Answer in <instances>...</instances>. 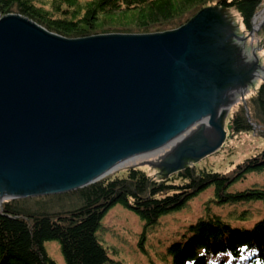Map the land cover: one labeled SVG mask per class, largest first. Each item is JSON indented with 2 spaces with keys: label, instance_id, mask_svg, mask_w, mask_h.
Returning a JSON list of instances; mask_svg holds the SVG:
<instances>
[{
  "label": "water",
  "instance_id": "1",
  "mask_svg": "<svg viewBox=\"0 0 264 264\" xmlns=\"http://www.w3.org/2000/svg\"><path fill=\"white\" fill-rule=\"evenodd\" d=\"M253 24L250 37L264 19ZM245 40L214 7L173 31L74 40L20 15L0 17V205L94 185L207 116L212 124L159 170L167 178L216 152L229 91L242 90L245 103L250 78L264 72L254 50L255 64L238 73Z\"/></svg>",
  "mask_w": 264,
  "mask_h": 264
},
{
  "label": "trees",
  "instance_id": "2",
  "mask_svg": "<svg viewBox=\"0 0 264 264\" xmlns=\"http://www.w3.org/2000/svg\"><path fill=\"white\" fill-rule=\"evenodd\" d=\"M263 6L264 0H0V17L20 15L74 40L173 31L214 7L236 11L250 34ZM256 36L264 52V26ZM249 93L248 109L239 103L229 121L231 138L253 133L254 125L264 138V80ZM263 172L264 150L230 173L191 165L164 178L128 168L74 191L81 206L64 213H32L20 199L4 202L0 264H58L49 256L48 242L58 243L65 264H124L112 258L103 239L104 219L118 206L141 221L139 247L152 264H264V189L259 184L234 189ZM208 191L212 195L197 219L169 235L167 243L158 240V249L146 245L163 218L185 211Z\"/></svg>",
  "mask_w": 264,
  "mask_h": 264
},
{
  "label": "rangeland",
  "instance_id": "3",
  "mask_svg": "<svg viewBox=\"0 0 264 264\" xmlns=\"http://www.w3.org/2000/svg\"><path fill=\"white\" fill-rule=\"evenodd\" d=\"M263 11L264 6L259 14ZM224 13L233 23L237 35L239 37L246 38L243 43L244 48L241 45L242 47L238 51V56L236 59H233V63L236 64L235 67L240 69L238 73L244 74L248 72L250 70V66L255 64L253 62L254 58L252 54L254 50L256 51V58H258L257 64L264 67V52L259 46V39L257 36L250 37L247 32L245 33L241 18L236 11H224ZM258 16L259 15H257L258 23H256V27L264 19V17L258 18ZM263 74L264 72H260L258 75L259 77L255 78V80L253 77L250 78V86L248 85L250 90L258 88L261 83L260 77L263 76ZM250 90L247 93H249ZM249 94L247 95L248 98ZM241 95L242 90L238 91L234 99L229 98L228 103L230 102V104H232L231 108L238 102L241 103L238 101L241 99ZM231 108L228 106L226 113H224L225 117L223 119V125L226 132V139L224 140L222 146L216 152L198 160L196 163H192V161H190L187 162L185 166H197L199 170L207 169L216 173H230L238 164L242 163L246 159L258 155L264 150V138L255 136L253 133L243 134L237 138H228L227 129L229 127V121L236 110V106L233 107L232 110ZM203 132L204 130L199 128L194 136ZM165 148L166 146L163 147V149ZM163 149L161 148L158 152ZM171 151L169 150L163 155H159L157 152L149 153L145 158L139 159L136 165L123 168L115 174L121 173L128 168L135 167L145 170L150 175L163 176V173L167 172L159 170L161 165L169 163L167 167H171V165H174L177 160L176 158H173V154L176 152L170 154ZM202 153L203 152L201 150H197L196 152L197 155H201ZM148 163H150L151 166L148 165ZM253 184H259L264 189V172L259 175H251L246 183L237 185L234 189L237 188L239 190H243L247 187H252ZM211 195V192L208 191L194 200L185 211L163 218L160 222V227L156 230V232L147 236V240L145 241L146 245L152 244L156 249H158V240L160 242L167 243L169 235L179 231L186 223L194 221L201 215L203 205L208 201ZM20 200L27 202L23 206L32 213H64L77 209L81 206V200L78 199L74 192ZM257 207L261 208V204H257ZM104 224L108 229L106 230L103 239L107 245L112 247L109 251L112 258H116L124 264H152L149 262L146 253H143L139 247V239L141 238L142 233V223L135 215L118 206L107 214L104 219ZM46 248L49 256L54 261L58 264H65L58 243L48 242L46 244ZM156 263L158 264V262Z\"/></svg>",
  "mask_w": 264,
  "mask_h": 264
},
{
  "label": "bare ground",
  "instance_id": "4",
  "mask_svg": "<svg viewBox=\"0 0 264 264\" xmlns=\"http://www.w3.org/2000/svg\"><path fill=\"white\" fill-rule=\"evenodd\" d=\"M259 17H264V11L263 12H261L260 14H259V16H258V18ZM256 23H257V18H256ZM254 58V57H253ZM254 60V59H253ZM261 71H258V73H260ZM237 93H238V91H229V98L230 99H234L235 98V96L237 95ZM210 124H212L211 123V121H210V119H209V117L207 116L205 119H203L202 120V122H201V125H195L194 127H192L191 129H189L188 131H186L185 133H183L182 135H180L179 137H177L176 139H174V140H172L171 142H169L168 144H166L165 146H166V148L165 149H163L162 151H160V152H158V150H160V149H157V150H155V151H151V152H149V153H158L159 155H163L164 153H166L167 151H171L170 152V154H172L173 152H176V151H178L179 150V148H180V145H181V142L183 141V140H186V139H189V138H191V137H194V135H195V133L197 132V130H199V128H202L203 130H204V127L205 126H208V125H210ZM204 133V132H203ZM199 134H202V133H199ZM199 134H197V135H199ZM196 135V136H197ZM221 133L219 132V130H217V136H216V142H218L220 139H221ZM215 142V143H216ZM164 146V147H165ZM210 147H212V146H207V147H195V151H199V150H201V151H207V149L208 148H210ZM176 150V151H175ZM149 153H146V154H140V155H137V156H135V157H131V158H128V159H126L125 161H123L121 164H120V166L118 167V168H116L114 171H112V173L109 175V176H111V175H113V174H115L116 172H118V171H120V170H122L123 168H127V167H130L131 165H136L137 164V162H138V160L139 159H143V158H145L146 157V155H148ZM5 197H7V196H5Z\"/></svg>",
  "mask_w": 264,
  "mask_h": 264
}]
</instances>
